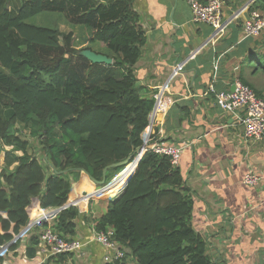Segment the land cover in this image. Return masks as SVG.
I'll list each match as a JSON object with an SVG mask.
<instances>
[{
	"label": "trees",
	"instance_id": "16d2710c",
	"mask_svg": "<svg viewBox=\"0 0 264 264\" xmlns=\"http://www.w3.org/2000/svg\"><path fill=\"white\" fill-rule=\"evenodd\" d=\"M9 5L0 0V244L27 224L33 198L40 208L60 207L81 172L101 180L105 166L133 159L154 100L153 93L144 95L147 88L134 74L145 43L134 0H21L16 12ZM252 10L264 19V0H254L246 13ZM55 12L69 24L89 28L88 39L107 47L111 65L82 56L81 50L91 48L76 49L72 32L30 22ZM246 41L233 80L264 99L253 80L264 77V27ZM131 164L107 170L105 182ZM134 167L105 212L92 220L97 229L112 227L126 250L112 264H223L191 224L195 192L179 167L151 151ZM109 172L114 173L107 178ZM80 184L88 193L95 190L87 179ZM80 213L76 206L64 209L53 230L72 238ZM21 247L20 241L11 244L14 253Z\"/></svg>",
	"mask_w": 264,
	"mask_h": 264
},
{
	"label": "crops",
	"instance_id": "0c3cea01",
	"mask_svg": "<svg viewBox=\"0 0 264 264\" xmlns=\"http://www.w3.org/2000/svg\"><path fill=\"white\" fill-rule=\"evenodd\" d=\"M247 1H225L222 17L227 18ZM19 2L13 0L9 8L16 12ZM134 7L145 32V43L137 60L140 66L134 67L135 78L139 85L146 86L144 95L154 93L167 81V91L174 99L160 140L185 145L178 167L195 192L191 224L209 242V252L223 264H264V178L255 186L243 182L247 172L264 175V140L245 138L238 118L221 111L214 95L207 93L212 81L216 90H231L238 62L247 53L244 49L249 47L246 39L250 36H244L242 27L248 16L246 8L239 10V17L227 24L224 34L214 44L208 42L188 59L212 28L191 20L187 0H134ZM157 41L169 46L154 49ZM185 58L188 60L180 74L170 76L174 64ZM215 58L221 62L219 75H215L216 70L211 66ZM256 84L264 95V82ZM2 157L3 153L1 166ZM131 169L126 173L121 169L104 187L93 190L87 197L102 195L105 197L100 202L108 201L122 189L119 188L124 186ZM82 173L79 181L72 183L68 198L82 193L78 190L84 187L80 184L84 179L95 187L88 175ZM119 177L121 180L116 182ZM115 182L120 184L117 188ZM91 206L88 202L85 209H79L81 213L72 236L83 243L82 248L47 256L40 247L41 231L35 244L28 241L27 235L22 238L20 253L12 251L1 264H108L103 256L109 250L93 240L91 232L92 220L104 212L90 214ZM55 219L46 222L42 230L49 223L52 226Z\"/></svg>",
	"mask_w": 264,
	"mask_h": 264
},
{
	"label": "built area",
	"instance_id": "2783aa9c",
	"mask_svg": "<svg viewBox=\"0 0 264 264\" xmlns=\"http://www.w3.org/2000/svg\"><path fill=\"white\" fill-rule=\"evenodd\" d=\"M187 1L191 7V20L194 23L208 24L212 28L208 37L189 54L188 59H191L197 52L204 48L208 42L214 44V42L224 34L227 24L239 17V10L244 8L247 10L248 6L254 0H248L246 4L244 3L243 6L239 7L227 18L222 17V5L225 4L226 0ZM242 27L244 36H256L264 27V19L256 10H252L243 20ZM187 60L185 58L182 61L175 63L170 76L181 72L187 63ZM217 63L218 58L213 59L212 66L214 70L217 69ZM232 84L234 86L233 90H216L212 81L207 86V93L214 95L217 107L221 111L232 114L238 118L243 126V134L245 138L255 141H263L264 99L256 96L252 89L243 84L238 78H235ZM169 95L170 93L167 91V81L160 85L153 93L154 100L151 111L149 112L148 124L141 134L142 145L136 150L131 161L135 162V166L138 158L146 151H151L156 155L167 157L170 164L173 166H178L179 164L180 158L185 150V145L160 140L165 125V119L169 111V105L174 103V99ZM2 167L3 166L0 165V169ZM261 178H264V175L247 172L244 175L243 182L246 185L255 186ZM101 188L102 187L97 190H100ZM87 193L88 192H86V196L84 194H77L74 197L68 198L65 204L56 208H40L38 199L33 198L27 207V213L29 215L27 224L19 229L17 233H12L10 240L0 244V258L12 253L13 250H11V244L16 243L17 241L22 243L23 241H21V239L24 238L32 228H35L38 225H44L46 222L57 218L61 211L70 206H76L78 209H81L82 204H85L84 201H86L87 204L90 198L87 197ZM95 196L97 197V195ZM91 232L92 239L109 250V252L105 253L103 256L105 263L112 264L114 262H119L125 257L126 250L120 247L115 240L114 229L112 227L97 229L93 225L91 227ZM40 242L41 251L45 252L47 256H55L75 251L83 246V243L79 239L61 237L53 230L50 223L49 227L45 228L40 234Z\"/></svg>",
	"mask_w": 264,
	"mask_h": 264
},
{
	"label": "rangeland",
	"instance_id": "374dc122",
	"mask_svg": "<svg viewBox=\"0 0 264 264\" xmlns=\"http://www.w3.org/2000/svg\"><path fill=\"white\" fill-rule=\"evenodd\" d=\"M12 1L13 0H9V3H11ZM20 3L21 2H19V5H20ZM19 5H18V7H19ZM224 7H225V4L222 5V10L224 9ZM247 10H245V11H247ZM63 16L64 15L62 13H58V12H55V13H40V14L34 16L33 18H31L30 22L38 24V25H46V26H50V27H57L58 30L61 33H67L69 31L72 32V34H73V46L76 49H81V48L83 49L85 47H89V48L95 50L96 52H100V53H103V54H107L108 53V49L103 43H101L99 41H90L88 39L89 37H91V30L89 28L84 27L82 25L69 24V23H67L65 21ZM162 45L165 48H167V46H169L168 44H163V41H157L156 44H155V48L154 49H159ZM137 62L135 63L136 66L134 65V67L139 68L140 65ZM103 64L106 65V66L111 65V64H106V63H103ZM243 65H245V64H243ZM243 65H242V68H243ZM248 70H249V67H248V65L246 63V68H245V73L246 74L248 73ZM151 71H154V68H152ZM242 75H243V69H242ZM178 78H179V76L176 77V79H178ZM253 80H255L257 83L264 82V77L262 75H258ZM232 86H233V84H232ZM11 148L14 149L13 147H11ZM1 155H2V152L0 153V156ZM133 163L134 162H132V164L129 166L128 170L133 168ZM113 173L109 172L107 174V178H110ZM81 174H83V173L81 172L80 175ZM80 175L78 176L76 181H79ZM119 180H121V177H119L116 182H119ZM72 181H74V180H72ZM116 182L114 184H115V186L117 188L120 184L117 185ZM106 184H107V182L106 183L104 182L103 184H95L94 188L95 189H99L100 187H103ZM111 188H112V186H111ZM85 190L86 189L82 188V189H79L78 191L82 192V193H80V195H82V194L86 195ZM104 197L105 196H102V195L101 196L99 195L97 197L95 196L93 198H91V197L89 198L88 197L89 198L88 202H89L90 205H92L91 207H89L90 214H96V213L99 214V213L105 212L106 206H107V201L100 202L102 200V198H104ZM98 202H99L98 205L95 204V203H98ZM84 203L85 204H82V208L85 209L86 201H84ZM43 228H44L43 225H39V226H37L35 228H32L27 234L28 239H30L32 237H39L38 235H39V233L41 231H43L42 230Z\"/></svg>",
	"mask_w": 264,
	"mask_h": 264
},
{
	"label": "water",
	"instance_id": "95a60500",
	"mask_svg": "<svg viewBox=\"0 0 264 264\" xmlns=\"http://www.w3.org/2000/svg\"><path fill=\"white\" fill-rule=\"evenodd\" d=\"M80 53L82 56H84L86 59H88L92 63H106V64L112 63V59L109 58L107 55L102 54V53H97L91 49H83L80 51ZM232 89H233V86L231 87V90ZM131 159H132V156L130 155L125 160H123L121 162H115V163H111V164L105 166L102 169V179L101 180H95V179L91 178L90 176H88V177L95 184H103L106 181L107 170H109L110 168H113V167H119V166L127 165Z\"/></svg>",
	"mask_w": 264,
	"mask_h": 264
},
{
	"label": "bare ground",
	"instance_id": "6f19581e",
	"mask_svg": "<svg viewBox=\"0 0 264 264\" xmlns=\"http://www.w3.org/2000/svg\"><path fill=\"white\" fill-rule=\"evenodd\" d=\"M126 166H127V165H126ZM127 178H128V176H127ZM126 180H127V179H126ZM125 182H126V181H125ZM123 187H124V186H123ZM123 187H122V188H123ZM121 190H122V189H121ZM121 190H120V191H121Z\"/></svg>",
	"mask_w": 264,
	"mask_h": 264
},
{
	"label": "clouds",
	"instance_id": "9594fccd",
	"mask_svg": "<svg viewBox=\"0 0 264 264\" xmlns=\"http://www.w3.org/2000/svg\"><path fill=\"white\" fill-rule=\"evenodd\" d=\"M126 166V165H125ZM124 168V167H123ZM106 183V182H105Z\"/></svg>",
	"mask_w": 264,
	"mask_h": 264
}]
</instances>
